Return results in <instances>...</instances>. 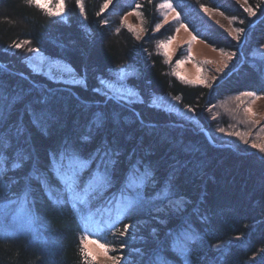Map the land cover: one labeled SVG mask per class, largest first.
I'll list each match as a JSON object with an SVG mask.
<instances>
[{
    "label": "trees",
    "instance_id": "trees-1",
    "mask_svg": "<svg viewBox=\"0 0 264 264\" xmlns=\"http://www.w3.org/2000/svg\"><path fill=\"white\" fill-rule=\"evenodd\" d=\"M253 1L249 6L256 14L250 16L232 0H171L196 36L216 50L235 53L238 63L230 74L207 88L172 77L157 52V43L172 32L152 34L159 22L157 6L164 0H114L106 10L107 0H83V16L77 0H65L67 22L25 0H0V137L5 142L0 156L8 169L0 175V189L7 184L4 190H10L8 197L0 196V264H85L80 238L87 235L88 219L102 215L111 227L93 238L127 258L122 264H154L160 258L184 264L171 248L182 230L196 237L191 264H264V156L222 143L215 135L209 140L203 132H215L208 111L219 101L264 93V63L249 57L264 44V3ZM137 2L147 28L140 40L123 24ZM204 6L244 21L240 41L205 20ZM14 44L68 65L84 86H59L31 74L25 58L12 51ZM129 66L137 76L128 85L142 103L104 98L99 79ZM165 96L179 97L201 126L151 105L154 97ZM65 148L85 157L109 152L119 162L118 179L87 204L63 191L61 203L49 200L33 180L30 202L22 210L19 194L29 183L33 162L50 175L52 156ZM17 161L21 167L13 169ZM131 169L144 180V199L117 219L124 177ZM179 200L185 203L177 212L168 207Z\"/></svg>",
    "mask_w": 264,
    "mask_h": 264
},
{
    "label": "rangeland",
    "instance_id": "rangeland-1",
    "mask_svg": "<svg viewBox=\"0 0 264 264\" xmlns=\"http://www.w3.org/2000/svg\"><path fill=\"white\" fill-rule=\"evenodd\" d=\"M113 1L114 0H111V3ZM232 1H236L243 9H245L246 7H250L249 4L251 2L249 3V1L252 0H247V4L244 3V0ZM257 1L264 3V0H254L253 3L257 5ZM40 3L46 6L43 8L39 7L45 13L48 14L49 11L58 12V15H52L51 17L62 22H67L68 15L65 0H63L62 5L60 4V0H40ZM111 3L108 4V7ZM161 3L158 4L156 12L159 18L158 24L162 26L158 31L156 30V25L154 28L152 27V34H158L162 29L172 31L170 38L157 43V52L165 59L169 67V74L184 84L191 86H203L208 88L220 83L225 76L230 74V71L238 63V61L234 59V55H232L231 59H228V56L225 54L229 53L216 50L204 42L201 37L196 36V34H194L185 24L186 20L184 21L182 15L178 11L171 13L167 22H165L162 14L164 10L159 7ZM136 5H140L138 10L136 9ZM107 8H104V10ZM205 9H207V11H205ZM137 11L139 12V15L135 14ZM200 12L204 19H207L213 27L222 29L231 38H234L236 35L233 31L234 29H241L238 21L226 18L210 8L205 6L201 7ZM81 13L83 16V12ZM130 13L133 14H127L123 19V24L136 37L138 33L139 38L137 39L140 40L145 37L147 30L146 19L143 14L141 3H135ZM177 13H179L178 20L175 19ZM181 24H183L184 27H181ZM129 25L134 31L129 29ZM178 28L179 31L177 32ZM241 35L242 33L240 34V37ZM193 37H195V39H193ZM240 37L238 40L234 39L240 41ZM170 39L171 43L169 44L168 41ZM161 43H164L166 47H160ZM12 51L15 52L19 58H25L24 63L27 70L33 75L45 77L50 82L59 86H84L85 82L76 75L75 71L60 61L50 59L43 54L29 50L24 46L15 48ZM165 53H167V55H165ZM249 57L254 62H258L259 64L264 63V44L262 47L254 49ZM65 69H71V71H65ZM261 70L264 71V67L261 68ZM122 73L123 75H121ZM136 76V70L130 66L115 69L109 73L108 79H99V92L107 99L114 98L128 104L142 103V99L138 92L128 85V80ZM101 81H104L105 83H101ZM109 85L111 87H109ZM257 95L261 98L255 100V102H253V97L240 94L224 98L211 107L208 114L209 120L215 125V132L211 133L208 131V136L215 135V137H217L222 143L230 144L236 148L241 147L242 149L256 152L264 156V152H261L259 148L252 147V144L264 146V93ZM237 97H240V100H237ZM151 105L155 108L163 109L175 114L177 118L183 120L187 124L201 126L200 122L195 117L194 111H189V108L183 107L179 100L173 99L171 96L154 97L151 100ZM248 107L252 109L251 113L245 112V108ZM221 129H223V131H221ZM230 133L232 134L230 135ZM237 133L245 134L244 138L248 140V143L245 144L240 138V135H236ZM176 202L177 201H173V203L168 206L172 210H175V212H177L185 203L184 201L179 200L180 203L178 207ZM20 219H23L24 222L26 221L23 214H21ZM16 221L19 220L16 219ZM83 237L85 236H82L80 240H82ZM89 241L95 240L89 239ZM85 243L87 244V250L90 253L89 259L93 261V264H112V260H110L109 257H120L119 255H115L113 249L109 246L107 253H105V250L100 248L97 243ZM82 246L83 244L81 243V247ZM124 261H127V258H123V260L120 259L119 264L124 263Z\"/></svg>",
    "mask_w": 264,
    "mask_h": 264
},
{
    "label": "snow or ice",
    "instance_id": "snow-or-ice-1",
    "mask_svg": "<svg viewBox=\"0 0 264 264\" xmlns=\"http://www.w3.org/2000/svg\"><path fill=\"white\" fill-rule=\"evenodd\" d=\"M25 2L28 5H35L36 7L40 8L46 7L40 3V0H25ZM77 3L80 6L81 12H83V0H77ZM109 3H111V0H107V2L104 4V8H107ZM244 3L247 4V0H244ZM60 4H63V0H60ZM159 7L160 9L164 10L162 14L164 16L165 22H167L169 15L176 11L171 0H164V3H161ZM139 8L140 5H136V9L138 10ZM205 11H207V9H205ZM244 11H246L250 16H254L256 14L251 7H246ZM58 14V12H48V15L50 16ZM132 14L133 13H129V15ZM135 14L139 15V12L137 11ZM175 19H179V13L176 14ZM243 22L244 21H240V23ZM161 26L162 25L157 24L156 30L158 31ZM181 27H184V25L181 24ZM129 29L134 31L130 25ZM178 31L179 28L177 29V32ZM233 31L236 34L234 38L238 40L244 29H234ZM137 38H139L138 33ZM193 39H195V37H193ZM24 43L27 44L28 41H24ZM168 43H171V39L168 41ZM12 46L15 48H20L23 45L14 44ZM160 47H166V45L161 43ZM165 55H167V53H165ZM225 55L228 56V59H231L232 55H235V53ZM65 71H71V69H65ZM121 75H123V73ZM101 83L105 82L101 81ZM109 87L111 86L109 85ZM243 95L253 97V102L261 98L255 92H245ZM173 99L178 100L179 97H174ZM236 99L240 100V97H237ZM189 111H191V109H189ZM245 112L251 113L252 109L250 107L245 108ZM36 123L39 127V117H37ZM221 131H223V129H221ZM231 134L232 133H230V135ZM236 135H240V138L245 144L248 143V140L244 138L245 134L237 133ZM4 146L5 142L3 137H0V151H2ZM252 147L259 148L261 152H264V146L262 145L252 144ZM29 158L30 157H22V159ZM5 161L6 158L0 156V175H3V173L8 170L5 168ZM118 166L119 162L114 160L107 151H105L102 155L99 151H96L95 153L89 154L87 157H85L74 148H65L59 154L52 156L49 162V168L47 170L50 175L42 171L39 163L34 161L32 165L33 171L29 176V183L25 185L23 192L19 194L21 197V209L25 210V206L30 202V197L32 196L31 181L33 180L38 183V186L49 200H54L56 203H61L62 200L59 191H63L64 193H67L69 198L74 202L87 204L89 203L90 197H94L100 194L102 191L107 190L118 179ZM20 167L21 163L19 161L12 164L13 169H18ZM137 171L138 169H131L125 174L124 184L122 185L121 192L123 206L118 213L117 219H119L120 215L132 209L144 199L143 192L140 190L144 187V180L136 175ZM85 174H87V179H84ZM145 175L148 174L145 173ZM53 185H57L59 188L54 190ZM4 189H8L7 184H5L2 189H0V196L8 197L10 190L5 191ZM124 192H128L129 195L124 196ZM164 195H167V193ZM11 202L16 203L15 200ZM179 203V201L176 202L178 207ZM127 227L129 226H126L124 232H121L120 235H124L127 232ZM195 239V235L188 230H182L175 234L171 248L184 258V264H191V261L188 257L190 255L191 244ZM85 242L97 243L100 248L105 250V253L108 251V246L106 243L102 244L98 240L89 241L88 236L83 237L81 240L83 246L80 248V252L84 258L85 264H93V261L89 259L90 253L87 250V244ZM109 259L112 260V264H119V261L122 258L109 257ZM154 264H168V262L167 260L160 258L158 261L154 262Z\"/></svg>",
    "mask_w": 264,
    "mask_h": 264
},
{
    "label": "bare ground",
    "instance_id": "bare-ground-1",
    "mask_svg": "<svg viewBox=\"0 0 264 264\" xmlns=\"http://www.w3.org/2000/svg\"><path fill=\"white\" fill-rule=\"evenodd\" d=\"M203 132H204V133H206V135H207V138L210 140V138H209L210 136H208V134H207V131L203 130ZM136 175H137V174H136ZM15 205H16V206H20V204H19V203H16Z\"/></svg>",
    "mask_w": 264,
    "mask_h": 264
}]
</instances>
